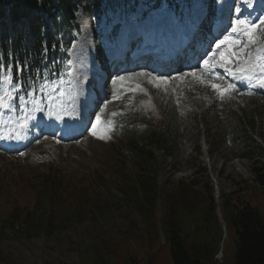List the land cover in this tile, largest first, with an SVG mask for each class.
Returning a JSON list of instances; mask_svg holds the SVG:
<instances>
[{
  "label": "rangeland",
  "instance_id": "1",
  "mask_svg": "<svg viewBox=\"0 0 264 264\" xmlns=\"http://www.w3.org/2000/svg\"><path fill=\"white\" fill-rule=\"evenodd\" d=\"M85 11L77 9L74 13L78 30L83 23L91 25L93 22ZM153 74L131 71L122 74L130 79L115 86L118 99L125 94L133 104L122 115L109 111L111 102L115 101L113 85L104 102L97 97L90 115L89 109L84 118L73 113L74 81L72 79L71 92L70 78L52 89H45L39 97L21 100L12 110L0 109V220L2 215L11 213L15 204L28 211L41 208L39 222L44 221L46 212L49 218V227L39 229L31 238L27 237L25 228L12 232L0 226L3 232L0 233V264H89L93 253L90 246L102 240L101 258L103 264H109L108 254L115 256L116 251H120L129 221H139L129 200L133 190H137L141 172L135 160L124 153L125 146L114 131L124 120L123 115L128 118L137 110L151 117L160 115L159 122H168L173 127L175 143L170 157L149 148L146 140L139 143L154 157L159 192L157 218L164 214L161 194L171 191L180 182L188 184L195 179L200 187H211L218 206L220 195H249L248 190H242L243 182L252 184L254 169H264V94L251 92L237 96L232 91L220 94L213 91L212 86L203 84L194 90L196 101L188 91L178 90L177 83L167 86L166 81L171 77L158 78L157 73ZM178 75L176 79L186 77ZM194 76L197 81L198 75ZM185 81L187 86L195 83L188 78ZM225 94L234 102L226 101ZM216 98L225 105L223 112L210 107ZM86 99L89 100V96L84 97ZM97 115L101 117L97 133L105 135V139L92 135ZM239 116L241 122L257 125L254 140L250 139L245 146L229 142ZM108 121L113 122L110 131H107ZM69 131L72 135L68 136ZM72 137L77 138L67 139ZM218 138L217 145L210 148ZM206 147L210 148L208 153ZM218 215L221 217L219 212ZM109 240H112L109 247L110 244L116 246V249L111 248L112 252L106 250ZM232 254L229 245L226 259L219 253L215 257L216 264H230ZM116 261L112 259V264H123V257L118 255Z\"/></svg>",
  "mask_w": 264,
  "mask_h": 264
},
{
  "label": "trees",
  "instance_id": "2",
  "mask_svg": "<svg viewBox=\"0 0 264 264\" xmlns=\"http://www.w3.org/2000/svg\"><path fill=\"white\" fill-rule=\"evenodd\" d=\"M121 1L134 0H0V80L6 74L14 77L16 90L11 104L37 95L67 76L66 51L72 41L77 8L99 17ZM149 1L157 5L162 0ZM3 88L11 90L8 84ZM241 120L237 117L230 143L245 146L253 139L257 125ZM120 131L124 153L135 160L141 172L137 190L129 200L139 221H129L120 251L115 256L108 254L109 264L118 255L123 257V264H216L219 253L226 259L229 245L233 249L230 264H264V169H254L252 184L243 182L242 190H248L249 195H220L219 206L211 187H200L195 179L188 184L180 182L161 194L164 214L157 218L159 192L154 157L139 143L146 140L149 148L170 157L175 143L173 127L168 122L135 115ZM219 140L213 141L210 148ZM40 210L28 211L15 204L9 215H2L0 226L12 232L25 228L31 238L49 227L47 212L44 221H38ZM111 242L106 246L108 251L116 249L113 244L109 247ZM89 250L93 252L89 264H103V240Z\"/></svg>",
  "mask_w": 264,
  "mask_h": 264
},
{
  "label": "snow or ice",
  "instance_id": "3",
  "mask_svg": "<svg viewBox=\"0 0 264 264\" xmlns=\"http://www.w3.org/2000/svg\"><path fill=\"white\" fill-rule=\"evenodd\" d=\"M246 3H250V0H245ZM264 17L259 18V23H253L246 19H235L232 23L231 32L233 35L237 37V39H233V36H224L223 39H220L216 43V48L221 49L222 46L227 45V53L225 51L220 52V67L225 68V71L229 73L233 78H239L242 80H247L251 83L254 79L259 87L264 88V47L257 49V54L255 59L252 58V54L247 52L246 49L249 45L256 43V30H260L261 36H264ZM243 35L247 37L248 44L244 45V48H241L239 52L235 49L238 45L243 43L238 37ZM243 54L244 58L240 60H232L229 57H239ZM205 65H208L210 62L208 60L204 61ZM236 64L235 68L229 67L230 64ZM259 71L260 75L257 76L256 72ZM139 75V74H138ZM194 76L195 73H192ZM130 79V77L119 76L112 80L113 85V99H117V93L115 86L118 83H123L124 81ZM7 83L11 90H5L3 85ZM218 92L223 94L229 90H234L235 85L229 84L227 88L221 89L219 85L212 84L211 85ZM139 88V85H136ZM16 90V83L14 81V77L10 74H6L5 78L0 80V109L12 110L11 101L14 99V92ZM134 90V89H133ZM63 95V93H61ZM34 105L36 102L33 101ZM114 115V114H113ZM101 123V117L99 115L96 116V122L92 124V135L98 136L97 133V125ZM112 121H108V129L111 130ZM98 138L105 139V135H99Z\"/></svg>",
  "mask_w": 264,
  "mask_h": 264
},
{
  "label": "bare ground",
  "instance_id": "4",
  "mask_svg": "<svg viewBox=\"0 0 264 264\" xmlns=\"http://www.w3.org/2000/svg\"><path fill=\"white\" fill-rule=\"evenodd\" d=\"M77 43V42H76ZM78 44V43H77ZM76 47H74L70 53V55L72 56L73 58V61L75 62L73 67H72V70H71V76H72V79H73V83H74V97H75V100H74V104L73 106L71 107V109L73 110V113H78L80 115H82V117L84 118V116L87 114V111L89 109V100L86 99V101L84 100V97H87L89 96L88 95V92L86 90V87L87 86H83V85H79V67H83L84 64H85V57H89V55H85L84 52L82 51V46L80 44H78L77 46V50L75 51ZM80 59H83L84 60V63H81L80 62ZM136 63V66L142 68V62H135ZM154 73V72H153ZM157 72H155L156 74ZM203 73V72H202ZM203 77L204 79H202L201 77V80L198 79L197 81H194L195 83H193L191 86H187L186 85V81L185 79L184 80H181V83L180 85H178V90L180 91H188L190 94H191V97L193 100H196V96H195V92L194 90L199 87V89L201 88L200 86H202L203 84H207V86H210L213 84V82L211 81H215V80H211L209 79L208 75L207 74H203ZM188 79L190 81H193L191 78L188 77ZM220 82L221 84L224 83L222 81H215V83H218ZM167 83L170 85V86H176V80L173 79V78H168L167 79ZM204 86V85H203ZM222 86V85H221ZM81 87V88H80ZM223 87V86H222ZM251 90L252 93L254 92H261L262 94H264V88L262 87H258V88H254V87H251L249 88ZM221 94V93H220ZM226 97V101H231V102H234V99H230L229 98V95L225 94L224 95ZM84 100V101H83ZM210 107L212 109H214L215 111L217 112H223L225 110V105L223 104L222 101H220L218 98H216L214 100V102L212 104H210ZM50 127V126H49ZM79 129V128H78ZM77 129V130H78ZM185 129V127H184ZM69 135H72V133L69 131L68 133V136Z\"/></svg>",
  "mask_w": 264,
  "mask_h": 264
},
{
  "label": "water",
  "instance_id": "5",
  "mask_svg": "<svg viewBox=\"0 0 264 264\" xmlns=\"http://www.w3.org/2000/svg\"><path fill=\"white\" fill-rule=\"evenodd\" d=\"M217 211L219 212V209ZM218 217H219V220H221V217L219 215H218ZM220 223L223 224L222 221H220Z\"/></svg>",
  "mask_w": 264,
  "mask_h": 264
}]
</instances>
